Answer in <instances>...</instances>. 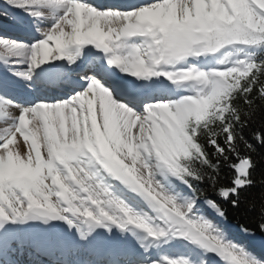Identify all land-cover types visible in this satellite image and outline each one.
Here are the masks:
<instances>
[{
  "label": "snow or ice",
  "instance_id": "snow-or-ice-1",
  "mask_svg": "<svg viewBox=\"0 0 264 264\" xmlns=\"http://www.w3.org/2000/svg\"><path fill=\"white\" fill-rule=\"evenodd\" d=\"M4 4L49 22L37 27L42 38L31 44L0 35V60L22 63L12 58L30 54L29 69L17 76L30 80L36 68L54 61L75 64L85 46H94L103 52L100 59L132 77H165L178 89L191 84L196 91L134 111L142 103L137 81L107 80L103 66L100 78L86 68L87 89L67 101L24 106L3 95L7 85L0 83V264H190L183 257L148 255L145 241L169 234L216 253L223 264H264V251L196 215L206 205L227 221L229 206L244 208L255 214V227L242 224L240 231L253 241L264 233V56L258 55L264 52V0ZM236 44L255 51L230 65L220 60L223 67L210 71L192 63ZM125 46L127 54H117ZM18 137L31 141L26 151L15 149ZM171 178L185 186L187 199L171 192ZM106 181H118L127 198L113 194ZM256 187L260 191L253 193ZM28 220L65 221L79 241L62 231L38 235L8 227ZM113 227L142 232L143 239H118ZM102 228L109 234L97 231ZM258 243L264 249V239Z\"/></svg>",
  "mask_w": 264,
  "mask_h": 264
},
{
  "label": "bare ground",
  "instance_id": "bare-ground-1",
  "mask_svg": "<svg viewBox=\"0 0 264 264\" xmlns=\"http://www.w3.org/2000/svg\"><path fill=\"white\" fill-rule=\"evenodd\" d=\"M115 3L116 2H113L112 4H115ZM0 8H3L5 10L4 12H0V18L5 19L4 25L0 26V35L10 37L11 39L16 40L18 42L25 43V41L33 40L34 37L35 38H37V37L42 38L40 33L38 34V36L36 34L33 36V33L30 34L28 32L29 28H27L26 26L29 25L30 23L40 24L43 26V28L49 26V22L46 19L43 21H38L37 18L30 16L27 12L23 11L20 8H10L9 6L5 5L4 0H0ZM7 20H13V21H16L17 23L14 25L8 24ZM68 30H70V28ZM33 32H35V30H33ZM31 43H34V42H31ZM53 46H54V42H53ZM97 52H98V58L100 59V57L103 56V52H102V50L101 51L97 50ZM88 53H92V51H89ZM3 54H5V50L2 47H0V55H3ZM117 54L126 55L127 54L126 46L123 47V50L121 53L117 52ZM12 59L18 60V61H23V62L22 63H20V62L12 63L11 61H9L8 63H5L4 60H0V83H4L7 85V87L3 91V93L7 91V94L5 96H9V98H11V99L15 100L16 102L23 105V103L26 102L28 99L33 98L32 94L25 91L24 82H25V80H29V79H25V78H22L20 76H17L12 71H17V72L27 71L29 69L30 54L25 53L23 56L17 55V56H14ZM55 62H58V61H54L52 63H55ZM52 63H50V64H52ZM79 66L80 65H78V68H79ZM69 69L70 68H66L67 73L69 72ZM66 75L67 74H65L64 77H62V80L58 79V80H61L62 83H59L58 80H54L53 86H55V87L48 88V91L50 93V98L51 97H57L58 95H60L58 98H61L62 96L65 95L64 90H66V89L72 90L74 87L75 88L77 87V83L65 78ZM3 78L5 80L7 79L8 81H10L12 83L4 82ZM136 81H138V80H136ZM13 82H15V83H13ZM72 83L74 86L72 85ZM146 83L147 82L145 80H139L137 82V85L141 86L140 87V89H141L142 87H144V85H146ZM22 88L24 89V91L22 90ZM81 91H83V90H79L77 92L79 93ZM181 91L184 92L186 90H181ZM25 94H28L30 96H26ZM75 94H77V93H75ZM44 96H46V95L44 94ZM72 96H71V98H72ZM146 98H148V97H146ZM62 100L67 101L66 98L65 99L63 98ZM143 101H145V99L142 100V102ZM40 102H43V101L40 100ZM50 102H53V101H50ZM138 105L136 108L133 109L134 111H139L140 109L146 108V106H147V104L146 105H142V104L140 105V103ZM11 124H12V121L8 120L7 126H11ZM30 127H32L31 124H30ZM40 134L41 133H38V136ZM28 145H29L28 142H27V145L24 143L22 137H18L17 141L14 142V147L17 151H26ZM126 162L130 163V158ZM120 187H122V185H120ZM113 188L115 189L116 187H113ZM102 230H103V228L98 229L97 231L99 233H102ZM113 233H114V231L112 230V235H113ZM123 239H126L127 241H129V239H130V240H132V243H136V241L138 240L137 236L133 235V234H131L129 236V238H127V236L126 237L124 236ZM249 246L254 248V243H250ZM258 248H260V245ZM258 248L256 250L257 252L264 251V249L260 250ZM190 252H193V250H190ZM199 253L201 254V256L204 255L206 258H208V256L205 253H203V252H199Z\"/></svg>",
  "mask_w": 264,
  "mask_h": 264
},
{
  "label": "rangeland",
  "instance_id": "rangeland-1",
  "mask_svg": "<svg viewBox=\"0 0 264 264\" xmlns=\"http://www.w3.org/2000/svg\"><path fill=\"white\" fill-rule=\"evenodd\" d=\"M41 27H43L42 25H40ZM40 27V28H41ZM118 50V51H117ZM116 51L117 52H119V53H121L122 52V50H123V47H122V49L120 48V49H117ZM238 50L239 51H235V50H233V49H228V50H224V51H222L221 52V54H220V52L219 53H217V55L216 56H212V55H208V56H212L211 58V60H209V62L210 61H212L213 62V60H216L217 62H218V64H219V61L220 60H226V62H228V63H234L235 61H236V57H238V55L241 57V58H245L246 57V53L248 52L247 50H246V48H243V49H239L238 48ZM129 51V47L128 46H126V52H128ZM240 53V54H239ZM193 63V62H192ZM204 64H205V62H204ZM212 64V63H211ZM220 66V65H219ZM163 67V66H162ZM114 68H116V69H118L119 70V72H121L120 71V69H119V67H117V66H114ZM206 68H208V66L206 65ZM204 69V68H201V69H203V70H206V71H210V70H208V69ZM160 78H165V77H160ZM145 83V82H144ZM191 84H188V85H185L184 86V88H185V90L187 91L185 94L183 93H181L180 95H177L175 98H174V100H176V99H178V98H180V97H182V96H184V95H188V94H193L195 91H196V89L195 88H193V87H191L190 86ZM175 89H177V90H183V88H177V86H176V88ZM175 180V178H171V180ZM171 183H173V181H171ZM174 185H176L177 186V184H175L174 183ZM170 190H171V188H169ZM171 192H172V190H171ZM184 191H182V190H180V193H182V195H181V197L183 198V199H187L188 198V195L186 194V193H183ZM173 193V192H172ZM173 194H175V193H173ZM204 208H205V211L204 212H202V213H196V215H204V216H206L207 217V210H208V208H207V206L205 205V206H203ZM210 210V209H209ZM155 214V213H154ZM208 219H211V218H209V217H207ZM162 224V223H161ZM140 233H142V232H140ZM140 233L138 234V235H140ZM137 235V236H138ZM166 240V239H165ZM165 240H162V238L160 239V240H158V241H155L154 242V244H153V248L154 249H156V250H158V254L159 255H157L158 257H161L162 255L160 254V252L162 251V248H164V247H166V246H168V245H170L171 243H173V240L171 239V240H169V241H167V243L165 242ZM178 240V239H177ZM179 241V240H178ZM151 242H153L152 240H151ZM208 262V259L206 260V259H202V263L203 264H206Z\"/></svg>",
  "mask_w": 264,
  "mask_h": 264
},
{
  "label": "trees",
  "instance_id": "trees-1",
  "mask_svg": "<svg viewBox=\"0 0 264 264\" xmlns=\"http://www.w3.org/2000/svg\"><path fill=\"white\" fill-rule=\"evenodd\" d=\"M255 51V49L252 50V52ZM251 52V53H252ZM258 55H261V56H264V52L262 53H258ZM257 125H253L252 127H256ZM245 135L251 139V128H248V129H245ZM262 152H264V150H261ZM230 173L225 170L224 172V182H227L228 180V177H229ZM253 193H258L260 191V188L259 187H256L254 189L251 190ZM225 207L227 208L228 206L225 205ZM228 215V220L227 222L233 226H236L238 228H240V225H247V226H250V227H255V224H254V220H253V217H254V213H248L246 209L244 208H241V209H232L230 206H229V211L227 213ZM257 234H260L262 236H264V233H257Z\"/></svg>",
  "mask_w": 264,
  "mask_h": 264
},
{
  "label": "water",
  "instance_id": "water-1",
  "mask_svg": "<svg viewBox=\"0 0 264 264\" xmlns=\"http://www.w3.org/2000/svg\"><path fill=\"white\" fill-rule=\"evenodd\" d=\"M214 258H216V259H220V257L216 254V253H214V252H210V251H208Z\"/></svg>",
  "mask_w": 264,
  "mask_h": 264
}]
</instances>
